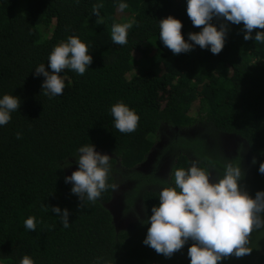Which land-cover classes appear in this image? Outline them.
Here are the masks:
<instances>
[{
	"label": "trees",
	"instance_id": "1",
	"mask_svg": "<svg viewBox=\"0 0 264 264\" xmlns=\"http://www.w3.org/2000/svg\"><path fill=\"white\" fill-rule=\"evenodd\" d=\"M98 2L0 0V96L12 94L22 101L11 121L0 127V261L6 264H19L25 254L35 264H96L98 258L100 264H189L191 242L170 258L142 243L148 227L142 222L147 218L136 230H117L105 207L113 197L111 188L95 203L82 205L71 194V184L64 178L77 167L72 156L84 144L113 156L109 184L116 185L114 174L125 170L126 177L162 188L169 183L134 167L144 161L164 124L200 125L209 135L229 133L243 139L259 161L256 174L262 179L258 168L264 161V44L245 41L242 24L214 19L217 26L228 25L219 54L196 46L173 55L159 40L160 19L169 15L179 19L186 40L189 32L200 31L188 18L183 0H126L129 7L123 13L117 0H103L102 19L92 15ZM133 21L128 43H113L112 25ZM255 31L264 29L254 30L253 36ZM69 36L89 45L93 60L83 76L64 70L60 74L68 81L64 94L49 98L41 89L43 77H35L34 68L45 63L49 70V53ZM119 101L140 117L133 133L114 127L110 106ZM181 140L177 144L187 148L201 167L215 165L222 177L229 163L207 152L206 138ZM188 160L177 166L185 167ZM238 161L236 157L231 164L239 166ZM66 162L71 167H65ZM245 177L240 185L247 191ZM140 185L133 196H126L124 212L132 208ZM143 192L150 216L159 192ZM52 206L68 209L69 228L61 225ZM29 216L38 222L36 231L24 227ZM249 241L250 255L231 256L223 264H264V229L254 230Z\"/></svg>",
	"mask_w": 264,
	"mask_h": 264
},
{
	"label": "clouds",
	"instance_id": "2",
	"mask_svg": "<svg viewBox=\"0 0 264 264\" xmlns=\"http://www.w3.org/2000/svg\"><path fill=\"white\" fill-rule=\"evenodd\" d=\"M79 3V0H75ZM186 14L193 27L199 32H189L187 40L182 35V22L169 15L158 21L159 40L173 55L188 53L196 46L208 49L211 54H219L225 45L228 25L217 26L214 19L224 20L233 25H243V39L264 44V0H185ZM103 0L92 7V15L101 18ZM118 11L123 13L129 7L126 0H117ZM133 22L114 23L111 27L113 43L124 46L128 43V31ZM90 46L77 36H69L53 47L45 63L34 68L35 77H43L41 89L49 98L62 96L66 79L60 75L64 70L83 76L92 63ZM21 99L12 94L0 96V127L7 125L12 113L21 106ZM114 127L123 134L136 131L140 117L123 101L110 106ZM17 133V139H20ZM75 158L76 170L65 176L64 182L71 184L70 192L78 197L80 204L85 201L95 203L102 193L117 186L109 184L113 172V156L95 149L92 143L80 146ZM253 164L256 163L254 159ZM65 167H71L66 162ZM258 172L264 175V161ZM174 183L161 188L158 203L151 208V215L142 223L148 225L143 244L157 254L170 258L188 245L189 264H223L231 256L236 258L250 255L252 249L249 237L254 230L264 229V190L250 195L240 185L244 173L239 166L226 164L221 178L210 181V171L193 160L190 166L174 170ZM48 208V207H47ZM49 210V208H48ZM51 211L59 218L64 228H69L70 213L52 206ZM37 220L29 216L24 227L36 231ZM19 264H35L27 254ZM96 264H100L98 258Z\"/></svg>",
	"mask_w": 264,
	"mask_h": 264
},
{
	"label": "flooded vegetation",
	"instance_id": "3",
	"mask_svg": "<svg viewBox=\"0 0 264 264\" xmlns=\"http://www.w3.org/2000/svg\"><path fill=\"white\" fill-rule=\"evenodd\" d=\"M196 136L206 138L207 152L216 159L223 157L222 159L225 162L232 163L236 157H239L238 164L246 175L243 181L246 182L247 191L250 195L254 196L257 191L264 190V175L260 174L262 178L260 179L256 174V163L258 164L259 161L250 151L244 140L229 133L209 135L204 127L200 125L177 127L164 124L160 127L158 139H155L154 145L146 155V158L135 166L134 169L145 176H151L154 180L165 181L169 184L174 183V170L179 167L182 168V166H177L178 162L189 159L186 166L183 167L187 169L192 161L195 160L192 153L184 146L177 144V142L179 139H182L181 143L184 140L193 142ZM254 159L256 160L255 164L252 162ZM207 170L210 171L211 182H215V180L220 178L215 165H208ZM125 174V170L114 174L117 190L113 194L118 196L121 201L116 229L136 230L140 220L148 218L147 208L142 199V195L146 194V192L144 193L143 190L149 189L160 192L161 188L157 183H143L142 179L129 178ZM138 183H141L138 196L133 197L134 203L132 208L124 212V209H126L125 198L126 196H133L134 189Z\"/></svg>",
	"mask_w": 264,
	"mask_h": 264
},
{
	"label": "water",
	"instance_id": "4",
	"mask_svg": "<svg viewBox=\"0 0 264 264\" xmlns=\"http://www.w3.org/2000/svg\"><path fill=\"white\" fill-rule=\"evenodd\" d=\"M100 152V151H99ZM76 170V167L70 169L69 171L66 172V176L71 175L72 171ZM105 207L109 210V212L112 215V220L114 225L116 226V221L118 219L119 213H120V208H121V201L118 196L113 194L112 199L105 204ZM0 264H6L2 261H0Z\"/></svg>",
	"mask_w": 264,
	"mask_h": 264
},
{
	"label": "rangeland",
	"instance_id": "5",
	"mask_svg": "<svg viewBox=\"0 0 264 264\" xmlns=\"http://www.w3.org/2000/svg\"><path fill=\"white\" fill-rule=\"evenodd\" d=\"M183 1L185 2V0H183ZM134 56H135V58H139L140 57V53L138 51H136V52H134ZM66 81H67V79H66Z\"/></svg>",
	"mask_w": 264,
	"mask_h": 264
}]
</instances>
